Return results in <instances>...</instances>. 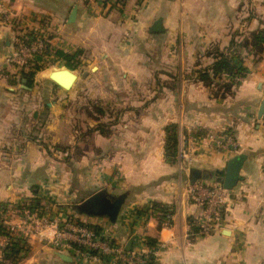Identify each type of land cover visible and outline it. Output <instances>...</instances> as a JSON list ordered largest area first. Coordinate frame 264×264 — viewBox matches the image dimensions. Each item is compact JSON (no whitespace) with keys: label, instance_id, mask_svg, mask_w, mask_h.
Returning <instances> with one entry per match:
<instances>
[{"label":"crops","instance_id":"1","mask_svg":"<svg viewBox=\"0 0 264 264\" xmlns=\"http://www.w3.org/2000/svg\"><path fill=\"white\" fill-rule=\"evenodd\" d=\"M3 10L14 24L0 20V204L46 192L49 215L93 224L125 249L140 237L162 243L159 264H264V49L243 46L264 30V0H0ZM29 25L55 49L81 51L69 89L46 68L27 78L6 62ZM216 51L247 69L231 92L225 74L210 86L198 78ZM175 125L193 151L183 170L165 154ZM208 133L231 135L236 149L205 148ZM234 156L243 162L222 226L192 235L202 209L188 186L223 185ZM100 192L111 212L87 213ZM153 202L171 208L168 226L139 213ZM0 264L73 259L33 237Z\"/></svg>","mask_w":264,"mask_h":264},{"label":"built area","instance_id":"2","mask_svg":"<svg viewBox=\"0 0 264 264\" xmlns=\"http://www.w3.org/2000/svg\"><path fill=\"white\" fill-rule=\"evenodd\" d=\"M0 20L14 24V19L4 10L0 11ZM27 27L24 32L31 38L19 34L14 50L6 59L7 63H13L19 68H24L35 53L44 51L46 45L50 44L49 36L40 25ZM52 57L46 56L45 59L50 61ZM177 135L176 160L179 168L183 170L190 162L193 151L187 146V137L182 129H178ZM201 140L206 141L205 148L208 149L235 150L237 147L232 136L225 133H208ZM187 192L193 203L202 209L198 233L218 230L224 219V208L230 197L229 190L221 184L196 183L189 185ZM40 198L49 200L50 196L44 192L33 200L0 207V261L3 259V250L12 242L18 241L21 245H26L33 237H37L43 244L70 254L73 264H106V261L113 264H159V253L164 248L162 243L156 241L149 245L146 237H140L136 246L127 250L115 242L110 234L99 232L93 224L71 217L61 220L60 216L49 215L42 207L41 201L38 202ZM147 213L157 212L149 209ZM162 225L168 226L169 218L162 222Z\"/></svg>","mask_w":264,"mask_h":264},{"label":"trees","instance_id":"3","mask_svg":"<svg viewBox=\"0 0 264 264\" xmlns=\"http://www.w3.org/2000/svg\"><path fill=\"white\" fill-rule=\"evenodd\" d=\"M31 38L30 35L24 36ZM23 37V38H24ZM240 45L236 42H232L229 46V49L236 51ZM244 47H249L257 51L264 49V30H259L250 34L247 42L243 45ZM80 50L76 51L73 54L66 53L62 50L55 49L51 47V44H47L44 51L37 52L33 55L32 59L27 63L23 68V76L31 78L36 71L48 67V65L56 66L63 65L70 70H75L77 66V58L80 54ZM215 60L212 66L209 69H204L202 72H199L198 78L206 86H210L213 83V80H218L221 78L222 74L229 76V82L225 84L224 88L227 92H231L234 86H237V78L244 76L247 69L242 65L241 61L235 60V56L225 54L220 51L215 52ZM53 56L50 61L45 59L46 56ZM178 127L171 126L169 127L166 142H165V154L167 158L171 160H176L177 153V144H178ZM7 204H0V207ZM149 209H152L153 212H157L155 215H158L160 218V225L162 222L168 220L170 221L171 208L167 205H162L156 202L151 203V207L146 210L139 211L140 214H145ZM169 216V217H168ZM192 224V233H198L200 226L196 221H191ZM98 229V228H97ZM2 228L0 226V232ZM147 243L153 245L155 243L154 239L147 238ZM25 245H21L18 241L12 242L6 249L3 250V259L0 263L5 261L16 262L19 259V253L22 251Z\"/></svg>","mask_w":264,"mask_h":264},{"label":"water","instance_id":"4","mask_svg":"<svg viewBox=\"0 0 264 264\" xmlns=\"http://www.w3.org/2000/svg\"><path fill=\"white\" fill-rule=\"evenodd\" d=\"M75 12H76L75 10L72 11L70 17L71 20L75 16ZM160 30H161V24L159 21H156L152 26V31L158 32ZM49 78L58 85H60L61 87L65 89H69L72 86V84L75 82L76 75L72 70L68 68H60V69L52 70L49 74ZM258 117L259 118L264 117V99L258 111ZM242 162H243V158L239 156H234L228 161L225 171V176L223 179V187L225 189L231 190L236 185L237 181L239 180V171ZM102 195H103L102 192L95 193L84 201L83 205L85 210H87L86 211L87 213H90L91 211L106 212V213L111 212L110 211L111 209L106 205V202ZM130 249H131V244L129 247H127V250ZM68 259L71 260L70 258Z\"/></svg>","mask_w":264,"mask_h":264},{"label":"rangeland","instance_id":"5","mask_svg":"<svg viewBox=\"0 0 264 264\" xmlns=\"http://www.w3.org/2000/svg\"><path fill=\"white\" fill-rule=\"evenodd\" d=\"M21 33V35L23 34L24 36H26V33L25 32H23L22 33V31L20 32ZM11 65H13V66H15V64H13V63H10ZM60 68H65V67H62V65H56V66H52V65H48V67H46V69H48L49 71H52V70H55V69H60Z\"/></svg>","mask_w":264,"mask_h":264}]
</instances>
